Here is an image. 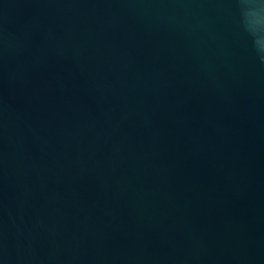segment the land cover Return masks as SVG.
Wrapping results in <instances>:
<instances>
[{"label":"water","instance_id":"1","mask_svg":"<svg viewBox=\"0 0 264 264\" xmlns=\"http://www.w3.org/2000/svg\"><path fill=\"white\" fill-rule=\"evenodd\" d=\"M252 27L241 0H0V264H264Z\"/></svg>","mask_w":264,"mask_h":264},{"label":"clouds","instance_id":"2","mask_svg":"<svg viewBox=\"0 0 264 264\" xmlns=\"http://www.w3.org/2000/svg\"><path fill=\"white\" fill-rule=\"evenodd\" d=\"M241 2L248 8V18L253 25L250 32L254 36L257 53L264 60V36L259 34V29L264 24V0H241Z\"/></svg>","mask_w":264,"mask_h":264}]
</instances>
